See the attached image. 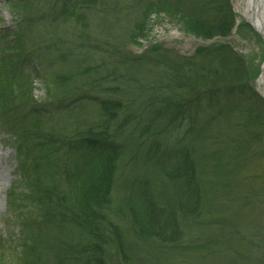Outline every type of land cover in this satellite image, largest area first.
<instances>
[{"label":"trees","instance_id":"16d2710c","mask_svg":"<svg viewBox=\"0 0 264 264\" xmlns=\"http://www.w3.org/2000/svg\"><path fill=\"white\" fill-rule=\"evenodd\" d=\"M43 1L7 0L29 30L5 29L0 39V122L25 192L56 229L26 237L22 264H110L112 246L120 264H150L149 244L182 247L185 224L204 216L206 232L182 248L203 255L193 261L227 249L242 264H264V225L234 209L249 203L264 216V97L246 58L229 43L188 56L161 43L139 54L128 45L153 7L199 39L227 37L236 26L231 0H126L127 46L108 31L119 6L55 0L47 13ZM141 249L150 254L137 258Z\"/></svg>","mask_w":264,"mask_h":264},{"label":"rangeland","instance_id":"374dc122","mask_svg":"<svg viewBox=\"0 0 264 264\" xmlns=\"http://www.w3.org/2000/svg\"><path fill=\"white\" fill-rule=\"evenodd\" d=\"M49 2L50 4L55 3V0H49L48 2L43 1L40 4L43 10L47 9L45 10L48 11L47 13L56 8H49ZM58 2L56 4H58ZM231 2L236 15V26L227 37H217L212 40L199 39L185 30L178 16L162 8L153 7L143 26V34L136 38L134 45L128 44V42L131 41V35L128 31L134 28V26L128 24L130 20V17L128 18L130 15V4L126 0H105L104 6H119L117 10L109 12H112L114 16L112 19L114 23L117 22L115 24L118 25L117 27H110L108 29L110 32L109 34L119 38V40H114L113 38L111 41H118L121 46L130 45L129 48L134 54L141 53L153 42H158V44L161 43L167 48H173L179 54L186 56L191 55L196 47L201 45L229 43L246 58L251 70L252 83L257 91L262 93L258 83L264 63L263 40L247 22L239 19V14L236 10L238 0H231ZM21 21L20 15L13 10L12 5L8 4L6 0H0V31H3L0 34V39H2L1 36L6 35V32H4L5 29L11 32L13 31V33H16V31L21 33L22 31L23 35L27 36L29 27L28 25H22ZM125 25H130L127 30L124 27ZM33 27L40 28V25H38V22H35ZM17 28L21 30H16ZM1 46L2 44L0 43V47ZM34 65L36 68L39 67L40 70V66L36 59H34ZM35 86V98H43L45 89L42 82L40 80L35 81ZM129 165L130 162L125 165V172L131 170V166ZM1 170L4 171V173H0V264H22L23 257L24 261H26L25 252L27 248L24 247L26 237L29 235L28 238H31L30 234H34L37 237L38 235L45 237L49 231L55 233L56 229H51L50 222L41 216L38 206L33 204L32 198L34 196L32 191L25 192L26 188L22 185L19 172L17 171L16 152L13 145L8 141V134L6 133L3 123H0V171ZM218 195H221L220 192H218ZM234 209L241 212L239 215L240 218L243 217V220L250 222L255 228H257V226L261 228L264 225V216L260 211L255 209L253 204L250 205L248 203L245 205L243 202L240 208L235 207ZM237 219L238 215L234 216L232 221L237 223L241 233H243L247 239H255L253 236L251 237V234L254 232L248 230V226L245 222L240 226ZM204 220L205 216L202 220L199 219V221L191 223V225L188 223L185 224L184 239L181 242L182 247L178 246L176 249L169 251L165 250L163 247H159L157 244H149L151 251L153 250L155 252H151L153 254L148 256L150 254V252H147L148 249H141L138 251L136 257L141 258L144 255L148 256L153 260V263L150 264H242L241 262L243 260L235 257L237 253H231L227 249L222 250L221 253L204 255V259L201 261L193 260L202 257V254L196 255L182 249L184 246L189 247L192 245L194 247L195 244L193 242L196 239L195 237L200 233L206 232L202 229L210 225L201 226ZM22 223H25L27 226L25 232L22 231ZM119 223L122 227L126 226L125 221H120ZM243 235H241L242 238ZM220 237H222L220 233H215L212 238L214 241L211 245L221 244L219 241H216V239ZM197 238H199V236ZM236 238H238V236ZM240 244L246 246L244 242H240ZM247 248H249V246ZM107 256L110 264H120L117 250L113 246L108 247ZM50 260V264H52L54 258ZM145 260L146 258H143L138 261L145 262ZM63 264H68V261L66 260Z\"/></svg>","mask_w":264,"mask_h":264},{"label":"bare ground","instance_id":"6f19581e","mask_svg":"<svg viewBox=\"0 0 264 264\" xmlns=\"http://www.w3.org/2000/svg\"><path fill=\"white\" fill-rule=\"evenodd\" d=\"M256 2L257 6L254 4V0H238L236 10L239 19L251 25L253 30L261 37V35H264V0H257ZM258 85L264 95V63ZM0 173H4V171L1 170Z\"/></svg>","mask_w":264,"mask_h":264},{"label":"water","instance_id":"95a60500","mask_svg":"<svg viewBox=\"0 0 264 264\" xmlns=\"http://www.w3.org/2000/svg\"><path fill=\"white\" fill-rule=\"evenodd\" d=\"M255 1L257 0H254V4L257 6V2L255 3ZM261 37H262V40L264 41V35H261Z\"/></svg>","mask_w":264,"mask_h":264}]
</instances>
